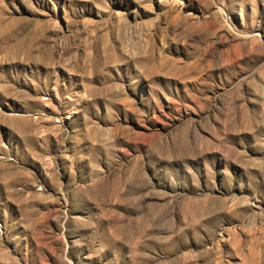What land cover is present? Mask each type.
Returning a JSON list of instances; mask_svg holds the SVG:
<instances>
[{
    "label": "rangeland",
    "instance_id": "1",
    "mask_svg": "<svg viewBox=\"0 0 264 264\" xmlns=\"http://www.w3.org/2000/svg\"><path fill=\"white\" fill-rule=\"evenodd\" d=\"M0 264H264V0H0Z\"/></svg>",
    "mask_w": 264,
    "mask_h": 264
}]
</instances>
